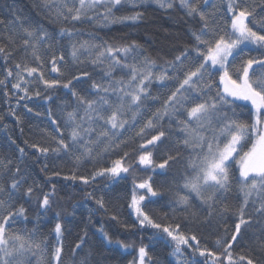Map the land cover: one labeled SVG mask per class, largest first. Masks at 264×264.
<instances>
[{
  "label": "trees",
  "instance_id": "trees-1",
  "mask_svg": "<svg viewBox=\"0 0 264 264\" xmlns=\"http://www.w3.org/2000/svg\"><path fill=\"white\" fill-rule=\"evenodd\" d=\"M219 1H221L220 6L214 3L215 0L209 2L196 0L200 10L208 16L210 27L227 32L230 24L229 13L226 11L227 0ZM241 2L248 6L255 5L256 20H264V0H241ZM43 3L44 0H0V21L4 22L0 24V44L5 45L7 50L12 52L7 62L4 55L0 54V79L4 78L6 68H13L15 71V63L36 66L30 56L31 50L29 49L26 54L22 46V40L27 38L22 28L42 27L52 37L48 41L51 48L44 44L40 46L39 54L44 61L42 70L45 78H56L55 74L50 72L48 61L53 55L58 56L61 53L66 61V64L62 66V71L65 73L64 79H71L73 75L83 71L90 74V79L73 81V89L89 99L96 98L95 91L91 88L93 82L105 84L109 82V78L105 76V65H93L87 56H81L82 63H74L69 55V39L59 36L61 28L79 32V35L72 38L75 42L94 41L96 44L107 42L113 45L136 42L141 46L140 51L135 60L130 58L127 63L138 64L144 57H150L157 64V67L152 69L154 73H159L161 68L166 66V61L174 60L175 56L185 49H189V58L185 61L188 68H193L200 62L191 49H194L196 43L193 32L199 31L202 21L197 15L189 16L180 6L179 0H174L173 7L170 9H161L152 0H144L142 5L135 7L127 5L115 11V15H130L138 11L143 13V18L138 21L110 24L87 20L74 23L62 18L57 19L49 14ZM16 17L23 22L22 25L15 22ZM250 26L256 31L261 30L259 24L250 22ZM205 38L212 37L209 35ZM245 51L251 56L261 55L258 51L249 49ZM239 64L240 60H236L235 66L238 67ZM128 75L127 69L117 68L111 79L126 80ZM169 75H172L171 71ZM211 78L215 81L216 74L213 73ZM27 79L30 81L28 85L30 95L39 90L40 97L32 96V99L21 100L17 104L18 96L23 93H17L12 88L15 79L8 78L7 87H0V186L5 189V192L0 194V199L4 200L5 204L10 202L13 210L21 205L27 210L26 218H18L8 228L9 232L25 236L26 239L34 242L44 241L41 245L42 250L37 255L27 257L30 264H52V252L58 246L57 235L54 232L57 222L63 225L59 236V243L63 247L62 264H82V262L84 264H131L141 246H147L152 264H178V258L172 256L173 244L170 239L166 236L163 239H157L158 236H163L158 230L150 227L141 228L129 207L134 181L139 183L148 177H151L153 187L160 192V195L150 198V201L146 200L144 210L157 223L166 226L180 224L183 231L197 236L202 248L211 249L218 254L223 251V245L232 234L234 224L238 222L239 209L244 202L238 172L239 165L230 166L229 187L227 191L215 193V200L211 207L194 194L190 195L183 189V184L186 176L194 175L188 166V161L193 154L180 143L184 137L179 132L178 124L167 117L162 123L166 130L170 127L171 132L166 143L159 149L153 150L154 159L160 162L166 152H171L173 155L179 154L177 160L166 169L156 172L145 170L143 166L135 163L138 145L141 143L135 133L156 109L162 107L164 100L178 86L175 81H166L163 84L153 81L150 92L152 97L158 99L146 101V110L143 111L142 116L137 117L136 124L131 127L126 125V130L120 137V141L124 143H121L119 148L105 154L101 152V145L94 149L95 159L82 160L78 164L75 156L79 155V152L75 148L67 154L49 152L45 157L30 147L36 143L54 148L55 144L51 137L56 134L48 117V109H51L53 117L63 129L65 111H72L77 104L69 89L58 88L55 91H45L34 78ZM214 94L215 91L212 95ZM47 96H51L52 100H46L44 97ZM109 99L114 101L115 97L110 96ZM25 105L32 111L28 112ZM224 110L230 116L232 115L229 109ZM13 111L16 113L15 116L11 115ZM236 112L238 114L236 118L252 123L247 109L237 108ZM184 118L183 115L179 116V119ZM213 123L215 125V121ZM96 127L99 131L101 125L98 124ZM64 131V138L67 141V130ZM21 148L24 150L23 153L18 150ZM244 150L246 151L247 148ZM124 152L130 154L129 162L133 165L129 174H123L125 178L111 180L107 177H97L95 181H90L88 184L80 180L65 179L73 172L78 176L90 177L96 169L110 166V161L119 158ZM96 153L100 154L96 155ZM17 168L20 169V174L15 178L22 179L23 183L9 201L7 190ZM53 172H59L60 175L54 176ZM28 187L33 188L30 197L25 194ZM213 192H215L214 189H208L205 194L211 195ZM44 194H50L49 210H42L40 207ZM138 194L146 193L140 190ZM178 194L189 196V207L178 206ZM98 199H103L104 208L96 203ZM253 203L257 206L259 203L255 194L249 198L245 210V218L247 219L250 214L251 222L246 227L242 226L238 243L233 244V253L234 256H251L256 259L257 264H264V215L253 210ZM3 214L6 213L0 212V215ZM101 228L111 239V243L104 238ZM33 231L35 234L31 235ZM81 239H83L81 248H76ZM217 240L221 242L220 245L216 244ZM117 241L129 247L124 249L116 243ZM182 259L187 264H192L193 261L200 264L204 258L193 255L191 250L185 249Z\"/></svg>",
  "mask_w": 264,
  "mask_h": 264
},
{
  "label": "snow or ice",
  "instance_id": "snow-or-ice-1",
  "mask_svg": "<svg viewBox=\"0 0 264 264\" xmlns=\"http://www.w3.org/2000/svg\"><path fill=\"white\" fill-rule=\"evenodd\" d=\"M143 3L144 0H44L43 6L57 19L62 18L74 23L87 20L110 24L142 19L143 13L138 11L123 16H116L115 11L127 5L135 7ZM154 3L161 9H170L174 0H154ZM179 4L189 16L197 15L202 21L199 31L193 32L196 43L191 51L195 52L200 61L193 68H188L185 64L189 58V49L175 56L174 60L166 61V66L162 67L159 73H154L152 69L156 68L157 64L150 57H144L138 64L127 63L130 58L135 60L140 51L141 46L136 42L125 45H113L107 42L96 44L94 41L75 42L72 38L80 33L69 28H61L59 36L69 39V55L74 63H82L81 56H87L91 64L105 65V76L109 78V82L106 84L93 82L91 88L95 91L96 98L89 99L73 89V81L90 79V74L83 71L73 75L71 79H64L62 66L66 61L61 53L58 56L53 55L48 61L50 72L55 74L56 78H45L42 70L44 61L39 54L40 46L44 44L51 48L48 41L52 37L42 27L22 28L27 37L22 40V46L26 54L29 49L31 50L30 56L36 66L15 63V71L13 68H6L4 78L0 79V87L6 88L8 78H14L15 83L12 84V88L17 93H23L18 96L17 104L21 100L32 99V96H41L39 90L30 95L28 87L30 81L27 78H34L45 91L69 89L77 107L72 111H65L63 129L53 117L51 109H48V117L56 134L51 137L55 147L50 148L36 143L30 147L45 157L49 152L67 154L75 148L79 152V155L75 156L79 164L82 160L95 159L94 149L101 145V152L106 154L113 152L124 143L120 141V137L126 130V125L131 127L136 124L137 117L142 116L143 111L146 110V101L158 99L152 97L150 92L154 80L161 84L175 81L178 86L164 100L162 107L156 109L135 133L141 141L135 163L143 166L145 170L156 172L166 169L177 160L178 153L173 155L171 152H166L162 160L157 162L153 152L166 143L171 132L170 127L167 130L164 128L162 121L165 117L170 121L175 120L180 134L184 137L180 143L193 154L188 166L194 175L186 176L183 184V189L190 195L194 194L211 207L215 193L227 191L229 187L230 166L239 165L244 202L239 209L238 222L234 224L232 234L226 239L223 251L218 254L211 249L202 248L197 236L183 231L180 224L162 225L144 210L146 200L150 201V198L160 195V192L153 187L151 177L139 183L134 181L129 207L141 228L150 227L158 230L163 236H158L157 239H163L164 236L170 239L173 244L172 256L178 258V264H187L182 259L185 249L191 250L193 255L204 258L200 264H221L222 261L223 264H257L256 259L251 256H234L233 244L238 243L242 226L246 227L251 222L250 214L247 219L245 218V210L249 198L254 194L259 203L258 206L253 203V210L264 215V20H256L255 5L248 6L241 0H227L226 11L229 13L230 24L227 32H221L210 27L208 16L200 10L196 0H179ZM89 13L93 15L90 16ZM15 22L23 24L19 17L15 18ZM250 22L259 24L261 30H254ZM3 23L0 21V24ZM209 35L211 39L205 38ZM9 40L11 41V37ZM245 49L261 52V55L251 56ZM0 54L4 55L5 62L12 56V52L3 44H0ZM236 60H240L238 67L235 66ZM117 68L127 69L129 75L126 80L111 79ZM170 71L172 75H169ZM213 73L217 76L215 81L211 78ZM213 91H215L214 95H212ZM5 95L7 96L8 93L6 92ZM110 96H114L115 100H110ZM44 98L48 101L52 100L51 96ZM25 107L28 112L32 111L27 109L26 105ZM226 108L231 111V116L224 110ZM237 108L248 110L251 124L236 118ZM11 115L15 116L16 113L13 111ZM180 115L185 118L179 119ZM98 124L101 125L99 131L96 127ZM65 129L67 141L64 138ZM18 150L21 153L24 151L22 148ZM129 155L128 152H124L119 158L111 160L110 166L96 169L90 177L78 176L73 172L65 179L80 180L88 184L97 177H107L111 180L125 178L123 174H129L133 166L129 162ZM19 174L20 169L17 168L7 190L9 201L23 183L22 179L15 178ZM53 175L59 176L60 173L53 172ZM208 189H214L215 192L206 195ZM140 190L146 194H138ZM4 192V187L0 186V194ZM32 193L33 188L28 187L26 196L30 197ZM49 196L50 194L43 195L40 201L42 210L50 209ZM96 203L104 208L103 199H98ZM177 204L185 208L189 207V196L178 194ZM26 211L22 205L13 210L10 202L5 204L4 200L0 199V212L6 213L0 215V264H30L27 257L35 256L42 250L41 245L44 241L34 242L26 239L25 236L8 231L18 218H26ZM62 229L63 225L57 222L54 232L57 235L58 246L52 252V264H62L63 247L59 243ZM100 231L108 243H111L103 228ZM34 234L33 231L31 235ZM116 243L122 248L129 247L120 241ZM220 243L219 240L216 241L217 245ZM82 244L83 239L76 248H81ZM132 264H152L147 246L139 247L138 255ZM192 264L196 262L193 261Z\"/></svg>",
  "mask_w": 264,
  "mask_h": 264
},
{
  "label": "rangeland",
  "instance_id": "rangeland-1",
  "mask_svg": "<svg viewBox=\"0 0 264 264\" xmlns=\"http://www.w3.org/2000/svg\"><path fill=\"white\" fill-rule=\"evenodd\" d=\"M152 1H154V0H152ZM207 2H209V1H212V0H206ZM215 4H217V5H221V1H219V0H215V2H214ZM125 249V248H124ZM132 264V263H131Z\"/></svg>",
  "mask_w": 264,
  "mask_h": 264
}]
</instances>
